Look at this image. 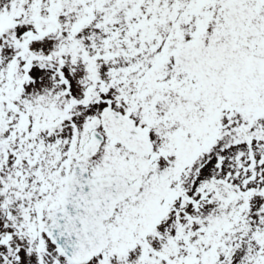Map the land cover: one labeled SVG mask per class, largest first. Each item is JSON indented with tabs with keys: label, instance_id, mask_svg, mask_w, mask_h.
<instances>
[{
	"label": "snow or ice",
	"instance_id": "obj_1",
	"mask_svg": "<svg viewBox=\"0 0 264 264\" xmlns=\"http://www.w3.org/2000/svg\"><path fill=\"white\" fill-rule=\"evenodd\" d=\"M0 264H264V0H0Z\"/></svg>",
	"mask_w": 264,
	"mask_h": 264
}]
</instances>
